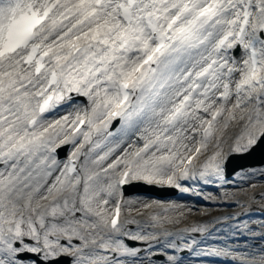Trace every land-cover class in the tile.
<instances>
[{
	"label": "snow or ice",
	"instance_id": "snow-or-ice-1",
	"mask_svg": "<svg viewBox=\"0 0 264 264\" xmlns=\"http://www.w3.org/2000/svg\"><path fill=\"white\" fill-rule=\"evenodd\" d=\"M257 150L264 0H0V264H264L248 211L167 227Z\"/></svg>",
	"mask_w": 264,
	"mask_h": 264
},
{
	"label": "rangeland",
	"instance_id": "rangeland-1",
	"mask_svg": "<svg viewBox=\"0 0 264 264\" xmlns=\"http://www.w3.org/2000/svg\"><path fill=\"white\" fill-rule=\"evenodd\" d=\"M231 177L232 175L230 176V179H229V182L225 185L226 188H228L229 190H235L236 188L238 187H243L242 185H239V183H235V185H232V180H231ZM247 189L250 188L252 185L256 186L257 187V190H256V193H264V178H257L255 180H252V179H249L248 182H247ZM215 188L214 189H207V187L205 188V190H208V193L212 194V195H215V192L216 190L218 189V187L214 186ZM246 187H243V191L242 192H238V198L240 196H245V190H246ZM136 191L138 190H147L148 188H146V186H142V185H138L137 187H134ZM151 191H160L162 193H164L165 195L163 196V198H168V197H174L176 196V190L174 189H159V188H153ZM149 193V190H147L146 194ZM181 200H184V201H190L189 197L187 196V194H185L184 196H179L177 197ZM254 202L256 205L260 206V207H263L264 208V196H257L255 199H254ZM205 208V207H204ZM207 209V208H206ZM209 209V208H208ZM190 211H193V212H197V209L196 208H192V209H189L185 212L184 216L175 224H172V225H167V227H173V226H176L177 224H182V223H186L187 221V216L188 214L190 213ZM226 212V211H225ZM192 214V213H191ZM210 212H205L204 214H202L199 219L197 221H205V220H208L210 218ZM218 214H224L222 211H218ZM253 223L255 224V226L258 228L259 225L256 223L259 219H262L260 217H249ZM190 224V222H188ZM256 243L259 244L260 243V240L257 239L256 240ZM212 264H216V263H213Z\"/></svg>",
	"mask_w": 264,
	"mask_h": 264
},
{
	"label": "water",
	"instance_id": "water-1",
	"mask_svg": "<svg viewBox=\"0 0 264 264\" xmlns=\"http://www.w3.org/2000/svg\"><path fill=\"white\" fill-rule=\"evenodd\" d=\"M264 163V155L262 156V158L260 160H247L246 162L242 163L241 166H245V165H254V164H261Z\"/></svg>",
	"mask_w": 264,
	"mask_h": 264
}]
</instances>
